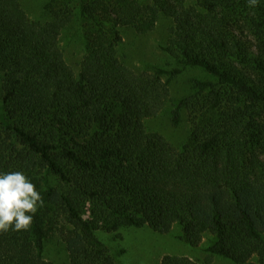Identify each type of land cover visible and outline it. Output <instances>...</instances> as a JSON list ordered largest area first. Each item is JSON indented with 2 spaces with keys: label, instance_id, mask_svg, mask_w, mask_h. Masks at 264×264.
<instances>
[{
  "label": "trees",
  "instance_id": "16d2710c",
  "mask_svg": "<svg viewBox=\"0 0 264 264\" xmlns=\"http://www.w3.org/2000/svg\"><path fill=\"white\" fill-rule=\"evenodd\" d=\"M48 22L0 0V173L23 172L38 206L27 230L0 232V264H117L99 232L149 228L232 264H264V0H51ZM86 24L79 70L60 39ZM171 21L166 66L138 72L120 57L123 30ZM191 69L189 92L172 83ZM170 107L177 147L147 121ZM211 257V258H212ZM210 263V262H209ZM161 264H199L167 255Z\"/></svg>",
  "mask_w": 264,
  "mask_h": 264
},
{
  "label": "rangeland",
  "instance_id": "374dc122",
  "mask_svg": "<svg viewBox=\"0 0 264 264\" xmlns=\"http://www.w3.org/2000/svg\"><path fill=\"white\" fill-rule=\"evenodd\" d=\"M51 0H20L28 17L32 21L48 22L50 14L45 6ZM171 21L163 18L155 32L147 36H138L132 30H123V44L120 47V57L138 72L152 71L157 66H166L170 59L162 51L161 46L167 41V29ZM86 24L79 20V16L67 27L60 39L67 62L76 71L84 55V32ZM193 77L206 79L207 74L198 69H191L172 83V95L175 99L185 96L189 92V80ZM170 107L159 117L148 120L147 128L150 132L163 135L177 147L188 138L190 124L187 120L176 128L170 120ZM181 229L175 226L169 234H159L149 228L125 229L121 238L113 234L99 232L98 237L115 256L117 264H161L167 255L185 256L199 264H232L231 261L218 256L212 257L207 251L213 242L211 235L205 236L199 247H191L179 239ZM212 257V258H211ZM46 258L55 264H70L66 246L59 238H51L46 246ZM210 262V263H209Z\"/></svg>",
  "mask_w": 264,
  "mask_h": 264
},
{
  "label": "clouds",
  "instance_id": "9594fccd",
  "mask_svg": "<svg viewBox=\"0 0 264 264\" xmlns=\"http://www.w3.org/2000/svg\"><path fill=\"white\" fill-rule=\"evenodd\" d=\"M248 2L254 7L258 0ZM42 205L36 186L23 172L0 173V232L27 230Z\"/></svg>",
  "mask_w": 264,
  "mask_h": 264
}]
</instances>
